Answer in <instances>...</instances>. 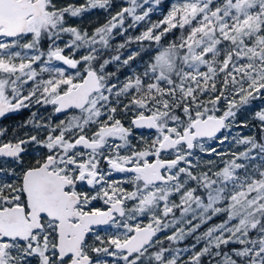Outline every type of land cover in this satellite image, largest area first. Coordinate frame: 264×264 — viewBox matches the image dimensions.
I'll list each match as a JSON object with an SVG mask.
<instances>
[{
  "label": "snow or ice",
  "instance_id": "1",
  "mask_svg": "<svg viewBox=\"0 0 264 264\" xmlns=\"http://www.w3.org/2000/svg\"><path fill=\"white\" fill-rule=\"evenodd\" d=\"M153 2L127 0L89 34L67 18L112 0H0V117L33 103L64 116L33 113L37 134L0 143V264H264V108L259 137L231 136L264 97V0H176L156 23ZM145 41L156 48L143 73L112 83L107 66ZM134 129L154 135L134 145ZM29 146L39 156L26 164Z\"/></svg>",
  "mask_w": 264,
  "mask_h": 264
},
{
  "label": "trees",
  "instance_id": "2",
  "mask_svg": "<svg viewBox=\"0 0 264 264\" xmlns=\"http://www.w3.org/2000/svg\"><path fill=\"white\" fill-rule=\"evenodd\" d=\"M138 2L143 3V0H138ZM176 0H160V4L157 5L154 2L149 5H144V8L152 7L153 11L150 13V21L152 23L159 22L163 20L164 16L167 15L168 11L171 9L173 3ZM113 7L110 12H105L101 9H93L88 13L83 14L81 17H68L67 23L69 26H75L80 28L81 30H87L88 33H92L96 27L103 25L110 15H114L115 12L119 11L121 7L127 5V0H112ZM67 4H74L76 6L85 4L83 0H58L59 6H64ZM139 12L140 9H137ZM131 23V22H130ZM150 26L148 21L142 22L135 29H129L127 35L134 36L135 34H140L145 30L146 27ZM131 32L132 34H129ZM180 35L179 30L173 29V31L167 34L163 38V42L166 44L170 42L174 37H178ZM69 37L65 36L64 39H68ZM125 38L119 36L118 34L115 36V39L111 41L112 48L104 50V58H109L112 55H116V51L114 50L116 45L122 43ZM44 45H47V41L44 42ZM156 45L154 42L145 41L143 42V46L139 43H132L124 49L119 51L121 55V62L112 63L107 66L106 72L112 73L111 82L112 83H123L128 77L133 76L134 74H141V69L145 67L151 60V57L155 54ZM137 52L139 55L135 57L134 60L129 62V65H123L122 61L127 59L132 52ZM65 54H68L67 52ZM59 64V63H58ZM127 102V101H125ZM253 111V110H250ZM255 114L253 112H249L247 118L244 121L250 126H252V130L254 131L253 135H261L260 132V122L254 118ZM242 117L239 116L238 121H241ZM205 264L207 262L205 261Z\"/></svg>",
  "mask_w": 264,
  "mask_h": 264
},
{
  "label": "flooded vegetation",
  "instance_id": "3",
  "mask_svg": "<svg viewBox=\"0 0 264 264\" xmlns=\"http://www.w3.org/2000/svg\"><path fill=\"white\" fill-rule=\"evenodd\" d=\"M57 66H61V65L57 63ZM45 78H47V74H45ZM52 112H53V109H52V106L50 105L42 106V105H36L35 103H33V105L30 108L20 109L19 111L10 112V113H7L4 117H0V130H6L5 135L0 136V143L8 142L9 140L14 141L15 139H23V138H26L27 135L37 134L33 126L27 123L30 119H32L33 113H37V116L35 117V119L37 120H40L41 118H43L44 120H48V118L51 117V120L53 123H59L60 119H64V116L62 114L52 115ZM118 118L122 119V122L125 124V126H129L130 121L132 119V115L122 116V113H121ZM40 135L43 136V135H46V133L40 132ZM152 135H154V132L152 131L134 129L133 136H132V143L134 145L143 146L141 137L148 139L150 142V137ZM27 151L29 154L24 157L25 163L31 164L35 161L36 158H38L39 153H34L31 146H29ZM0 163H2V161H0ZM96 205L98 207H103L102 202H99V201L96 202ZM106 230L112 231L111 229H105V231ZM105 231H102L101 235L105 236L106 238L107 233H104ZM107 259L111 262L113 258L107 257Z\"/></svg>",
  "mask_w": 264,
  "mask_h": 264
},
{
  "label": "rangeland",
  "instance_id": "4",
  "mask_svg": "<svg viewBox=\"0 0 264 264\" xmlns=\"http://www.w3.org/2000/svg\"><path fill=\"white\" fill-rule=\"evenodd\" d=\"M83 2L84 3H86V0H83ZM125 6H127V5H125ZM131 22V20H130V18L127 20V22H126V26H127V23H130ZM91 34V33H90ZM129 34H132L131 32H129ZM136 35H139V34H135L134 36H136ZM69 39V38H68ZM67 39H64V41H66ZM46 46L47 45H45V48H46ZM61 46H63V43H61ZM81 54H84L83 52H81ZM146 67V66H145ZM145 67H143L142 69H141V74L143 73V71H144V68ZM134 75H136V74H134ZM126 80H124L123 82H125ZM225 106L224 105H221V109L223 110V108H224ZM261 108H264V97H262V98H260V99H257V100H255V101H251L250 102V104L248 105V106H246V108H242L241 110H240V112L238 113V116H237V124L236 125H234L233 127H232V129H231V136H235L237 133H240L241 135H243V136H253V134H254V131L252 130V126H250V124H248V127H240L239 126V123H240V121H238V119H239V116H241L242 117V120L241 121H244V119L245 118H247V115H248V113L249 112H253V114H255V112H257V111H259V110H261ZM250 110H253V111H250ZM218 114H222V111H221V113H218ZM132 114L131 113H128L127 114V116H131ZM122 116H124V114L122 113ZM257 137H259L260 135H256ZM230 140H231V137H230ZM213 147H217L219 150H221V151H225V152H228V151H242L243 150V146H239V145H232L231 146V148H229V144H225V145H223V146H221V145H219L218 143H215V142H209ZM197 155L198 156H204V154L203 153H200L198 150H197ZM214 159H218V158H216V157H213ZM227 158H229V157H225V159H227ZM205 159H207V157L205 156ZM221 166H222V163H221ZM179 213L177 212V215H178ZM215 222H218V221H213V223H215ZM143 223L144 224H147L148 223V220H147V218H145L144 220H143ZM205 229L204 228H201L200 229V231L202 232V231H204ZM108 232H110V231H105L104 233H108ZM168 234H170V232H165V233H161V234H158L159 235V238L160 239H164V237L166 236V235H168ZM198 234V233H197ZM195 242V237L193 236V237H188L187 239H185L184 241H182V242H180L178 245H176V246H178V247H181V248H184V247H186V246H190L192 243H194ZM166 246H167V243H166ZM200 246H202V245H200ZM200 246H198V248H197V250H199V247ZM187 257H185L184 259H186Z\"/></svg>",
  "mask_w": 264,
  "mask_h": 264
},
{
  "label": "water",
  "instance_id": "5",
  "mask_svg": "<svg viewBox=\"0 0 264 264\" xmlns=\"http://www.w3.org/2000/svg\"><path fill=\"white\" fill-rule=\"evenodd\" d=\"M56 115H61V114H56ZM136 130H146V129H136ZM147 131H149V130H147ZM152 132H154V131H152Z\"/></svg>",
  "mask_w": 264,
  "mask_h": 264
}]
</instances>
